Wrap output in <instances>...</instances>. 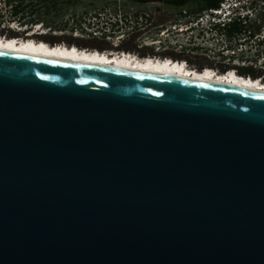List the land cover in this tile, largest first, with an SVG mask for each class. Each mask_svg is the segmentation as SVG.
<instances>
[{
	"label": "water",
	"instance_id": "obj_1",
	"mask_svg": "<svg viewBox=\"0 0 264 264\" xmlns=\"http://www.w3.org/2000/svg\"><path fill=\"white\" fill-rule=\"evenodd\" d=\"M0 264H264V94L0 52Z\"/></svg>",
	"mask_w": 264,
	"mask_h": 264
},
{
	"label": "built area",
	"instance_id": "obj_2",
	"mask_svg": "<svg viewBox=\"0 0 264 264\" xmlns=\"http://www.w3.org/2000/svg\"><path fill=\"white\" fill-rule=\"evenodd\" d=\"M29 0H0V38H12L11 40L27 41L28 38L34 41H40L47 45L48 42L43 40H36L34 35L29 36L35 31L36 34L46 35L50 31L49 26H44L41 22H36L33 25L27 23H20L14 16L15 9ZM143 9L137 10L132 7L125 10L124 4L117 1L114 9H105L102 12H97L90 15L83 21L81 26L74 29L73 35L76 38H81L91 42V46H78L72 44L71 47L82 51L99 53L100 55L108 56L113 54L116 57H131L143 62H172L185 64V67L191 71H204L209 69L215 73L227 74L229 72L236 73L241 77L252 78L248 73H238L235 70H229L224 73L217 72L208 67L202 70H197L195 66L189 68L185 60H174L167 56L164 58L157 56H145L142 58L134 54L125 52H115L114 49L105 47L107 43L116 46L118 41L122 38H130L135 31H140L146 27L149 19L154 16L155 11L152 8L160 5L157 1L143 3ZM251 24L254 29H257L253 35V41L248 45L238 44L233 47L237 53L243 57H235V63L242 66H252L254 69H264V0H221L216 7L203 10L198 16L192 19L189 26L192 29L193 40L196 44L202 47L219 45L227 48L229 38L226 34V29L232 24L239 26ZM174 30L172 26L169 29H164L160 33V38L154 41L153 45L157 51L170 50L174 47L175 40L172 38L171 32ZM11 32L22 35L9 36ZM54 34L60 35L61 31H53ZM161 38H166L163 40ZM66 46L60 42L54 45ZM224 48V49H225ZM232 54L233 51H226ZM256 80L263 81L264 75L255 77Z\"/></svg>",
	"mask_w": 264,
	"mask_h": 264
},
{
	"label": "flooded vegetation",
	"instance_id": "obj_3",
	"mask_svg": "<svg viewBox=\"0 0 264 264\" xmlns=\"http://www.w3.org/2000/svg\"><path fill=\"white\" fill-rule=\"evenodd\" d=\"M108 1L111 5H116L117 1L123 4L135 3L130 0ZM215 1L216 0H157V2L160 3L157 7V14L149 19L146 27L140 31H135L128 39H120L116 46L107 43L105 47L112 48L115 52L123 51L125 53L134 54L139 58L145 56L164 58L169 56L177 61L185 60L189 68L195 66L197 70L208 67L221 73L235 70L238 73L249 72L248 74H250V71H254L253 74H250L253 78L264 75V69L242 66L236 64L234 60L235 57H243V55L237 53L232 48L238 46V44L248 45L253 41V35L257 29L251 31L253 27L250 23L245 26L232 24L226 29V34L229 38L226 45L227 48L217 44L202 47L194 42L192 29L189 26L190 21L205 10H202V7H206ZM35 2V0H29L27 3H23L17 7L14 12V16L20 23L33 25L36 22H41L44 26H49L51 32L46 35L34 34V39L46 41L49 45L62 42L66 46H71L72 44L78 46H91L90 41L76 38L73 35L74 29L81 26L83 21L88 17L81 16L69 20L66 5H61L58 11L59 14L53 16L50 0H44L38 5H35ZM163 5L171 7L173 9V15L164 16L161 14L160 8ZM172 26L174 27V30L171 32L172 38L175 40L174 47L170 50L157 51L153 45L154 41L160 38V33L164 29H169ZM53 31H61L62 33L56 35ZM16 35L25 37L26 34L14 32L9 34V36ZM161 39L167 40L166 38ZM231 50L233 51L232 54L226 52Z\"/></svg>",
	"mask_w": 264,
	"mask_h": 264
},
{
	"label": "bare ground",
	"instance_id": "obj_4",
	"mask_svg": "<svg viewBox=\"0 0 264 264\" xmlns=\"http://www.w3.org/2000/svg\"><path fill=\"white\" fill-rule=\"evenodd\" d=\"M34 34H36L35 31L29 34V36ZM11 39L12 38H0V52L12 53L15 55L44 57L53 60L81 63L122 71L189 79L210 85L243 89L264 94V82L256 80L255 78L248 79L241 77L240 75L232 72L219 74L209 69H205L204 71H191L185 67V64H180V62H143L126 56L122 58L116 57L113 54L108 56L100 55L99 53L82 51L76 49L75 47L63 46L62 44L47 45L43 42L34 41L30 38H28L27 41Z\"/></svg>",
	"mask_w": 264,
	"mask_h": 264
},
{
	"label": "rangeland",
	"instance_id": "obj_5",
	"mask_svg": "<svg viewBox=\"0 0 264 264\" xmlns=\"http://www.w3.org/2000/svg\"><path fill=\"white\" fill-rule=\"evenodd\" d=\"M35 5L42 3L44 0H35ZM51 2V9L53 12V16L55 14H59V9L61 5H66L67 8V15L69 20L75 17H89L90 15H94L97 12H102L105 9H114V5H111L108 0H50ZM130 7L141 10L143 9L142 4L136 3H128L124 4L125 10L129 9ZM155 11L154 15L157 14V9L152 8ZM161 14L164 16H171L173 15V9L168 6H161L160 8Z\"/></svg>",
	"mask_w": 264,
	"mask_h": 264
},
{
	"label": "trees",
	"instance_id": "obj_6",
	"mask_svg": "<svg viewBox=\"0 0 264 264\" xmlns=\"http://www.w3.org/2000/svg\"><path fill=\"white\" fill-rule=\"evenodd\" d=\"M130 1L135 2V3H139V4H143V3H148V2L157 1V0H130ZM220 1L221 0H216L214 3L209 4L206 7H202L201 9L203 10V9H207V8L216 7V6H218V4H219ZM246 73H249V72H246ZM251 73L253 74L254 71H250V74Z\"/></svg>",
	"mask_w": 264,
	"mask_h": 264
},
{
	"label": "clouds",
	"instance_id": "obj_7",
	"mask_svg": "<svg viewBox=\"0 0 264 264\" xmlns=\"http://www.w3.org/2000/svg\"><path fill=\"white\" fill-rule=\"evenodd\" d=\"M180 64H182V63H180Z\"/></svg>",
	"mask_w": 264,
	"mask_h": 264
}]
</instances>
